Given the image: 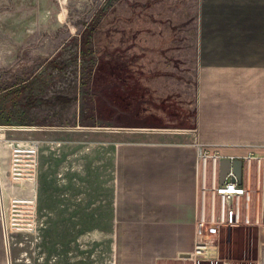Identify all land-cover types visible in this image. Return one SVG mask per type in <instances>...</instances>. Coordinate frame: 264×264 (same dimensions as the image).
I'll return each mask as SVG.
<instances>
[{"label": "rangeland", "instance_id": "obj_1", "mask_svg": "<svg viewBox=\"0 0 264 264\" xmlns=\"http://www.w3.org/2000/svg\"><path fill=\"white\" fill-rule=\"evenodd\" d=\"M197 21L198 0H0L11 264L184 263L167 256L169 229L116 228L113 212L134 128L195 126ZM249 176V209L242 199L240 223L219 233L218 259L201 264H264V165Z\"/></svg>", "mask_w": 264, "mask_h": 264}, {"label": "crops", "instance_id": "obj_2", "mask_svg": "<svg viewBox=\"0 0 264 264\" xmlns=\"http://www.w3.org/2000/svg\"><path fill=\"white\" fill-rule=\"evenodd\" d=\"M196 40L195 126L134 128L127 142L130 177L120 174L113 212L116 228L169 229L167 256L182 264H192L198 148L208 156H250L244 182L253 163L264 165V0H198ZM6 199L0 185V264H11Z\"/></svg>", "mask_w": 264, "mask_h": 264}, {"label": "built area", "instance_id": "obj_3", "mask_svg": "<svg viewBox=\"0 0 264 264\" xmlns=\"http://www.w3.org/2000/svg\"><path fill=\"white\" fill-rule=\"evenodd\" d=\"M250 157V156H249ZM249 157L243 161L249 169ZM219 156H208L198 148L196 173L200 178V205L196 212L192 264L214 263L218 259V237L222 228L240 223L241 200L249 209L251 193L249 177L246 185L238 184L232 169L227 173L224 184L219 183ZM210 194V203L206 206V196ZM220 197L219 204L216 197ZM262 207L264 198H262Z\"/></svg>", "mask_w": 264, "mask_h": 264}, {"label": "water", "instance_id": "obj_4", "mask_svg": "<svg viewBox=\"0 0 264 264\" xmlns=\"http://www.w3.org/2000/svg\"><path fill=\"white\" fill-rule=\"evenodd\" d=\"M230 169H232L233 173L235 174L238 184H242L243 160L239 158L231 159L228 157H220L219 159V183L220 185L224 184L225 176L230 171ZM263 214H264V206H263Z\"/></svg>", "mask_w": 264, "mask_h": 264}, {"label": "trees", "instance_id": "obj_5", "mask_svg": "<svg viewBox=\"0 0 264 264\" xmlns=\"http://www.w3.org/2000/svg\"><path fill=\"white\" fill-rule=\"evenodd\" d=\"M90 29H92V27H90ZM91 36V30L89 31H86V33L84 34L83 38H82V42H81V47H82V55L83 57H85L86 55H88L89 52H91V48H90V45H91V40H90V37ZM20 95H16V97H19ZM55 100L57 102H60V103H63V104H67L71 101L70 98H67V97H60V96H57L55 98ZM3 122H7V123H2V124H11L9 119L6 120V121H3ZM21 124V123H20Z\"/></svg>", "mask_w": 264, "mask_h": 264}, {"label": "bare ground", "instance_id": "obj_6", "mask_svg": "<svg viewBox=\"0 0 264 264\" xmlns=\"http://www.w3.org/2000/svg\"><path fill=\"white\" fill-rule=\"evenodd\" d=\"M16 130H18V131H29L28 129H23V128H17ZM0 140L1 141H6V135H5V133H3V132H1V129H0ZM19 143H21V142H24V141H18ZM9 143H10V141H9ZM37 143H39V142H37ZM37 143L35 144V149L38 147V145H37ZM30 152H35V151H30ZM35 166V165H34ZM34 180V179H33ZM39 182V181H38ZM34 183V182H33ZM36 183V182H35ZM40 199H41V196H40ZM39 187H37L36 188V193H35V196L34 197H31V200H30V203H33V204H35V206L37 207V205H38V202H39ZM41 201V200H40ZM14 224V223H13ZM12 228V227H11ZM9 229H10V226H9Z\"/></svg>", "mask_w": 264, "mask_h": 264}, {"label": "flooded vegetation", "instance_id": "obj_7", "mask_svg": "<svg viewBox=\"0 0 264 264\" xmlns=\"http://www.w3.org/2000/svg\"><path fill=\"white\" fill-rule=\"evenodd\" d=\"M262 190H263V196H264V181H263Z\"/></svg>", "mask_w": 264, "mask_h": 264}]
</instances>
